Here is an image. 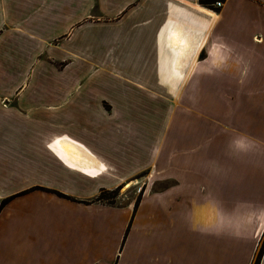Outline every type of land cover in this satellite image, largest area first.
Instances as JSON below:
<instances>
[{
  "label": "crops",
  "instance_id": "obj_1",
  "mask_svg": "<svg viewBox=\"0 0 264 264\" xmlns=\"http://www.w3.org/2000/svg\"><path fill=\"white\" fill-rule=\"evenodd\" d=\"M189 83L214 108L154 88ZM260 87L264 0H0V264H251L264 147L223 127Z\"/></svg>",
  "mask_w": 264,
  "mask_h": 264
},
{
  "label": "rangeland",
  "instance_id": "obj_2",
  "mask_svg": "<svg viewBox=\"0 0 264 264\" xmlns=\"http://www.w3.org/2000/svg\"><path fill=\"white\" fill-rule=\"evenodd\" d=\"M224 3H225V1H224ZM200 6H202V5H200ZM202 7H204V6H202ZM204 8H206L212 12H216L219 10V9H213L212 6L211 7H204ZM206 58H207V53L201 52V54L199 56V60L205 61ZM217 72H220V71H217ZM125 73L129 76H134L132 71L126 70ZM173 75H174V73H173ZM136 77L138 80H141L143 82H146V84H148V82L143 77V75H137ZM151 87H153V86H151ZM154 88L159 89L161 94H164L168 98H172L173 100L179 101L182 99L183 103H185L186 105H191V104L194 105L195 104V106H197L198 113L201 112V109L203 107L208 108V106L212 105V102L211 103L205 102L204 101L205 99H203V98H200L198 103L196 102L197 100L195 98L192 99L191 94L193 92V88L196 91H198L200 89V93H205V94L207 93L208 94L207 86L206 85L203 86L202 83L199 84V88H198V86L193 87L192 85H190V83L185 85V86H169V87L163 86V87H154ZM260 88L264 92V87H260ZM249 90L259 92V87L258 86H249ZM202 95H204V94H201V96ZM261 97L263 98V95H261ZM262 98L260 99V97L257 96L255 101L259 102V100H262ZM229 102L230 101H227L225 103H223V102L217 103V105H215V108H218L220 104L224 105V104H228ZM260 102H264V100H262ZM262 107H263V111H261V113H262L261 115H263L262 117H259V116L258 117H256V116H253V117H251V116L230 117V124L225 125V127H223V128H224V130L230 129L233 141H237L240 137L244 136V138H242L241 140L247 141L248 143L255 142L254 145L256 146V148H257L258 144L260 146L262 145L264 147V103H263ZM209 108H214V105L209 107ZM217 128H218V126H217ZM216 132H218V131H216ZM254 145H252V147L255 149ZM262 151H263L262 157L264 158V149ZM249 167L251 168L252 165H250ZM148 174H149V172L142 173L141 175H139L138 177H136L132 181L123 184L118 189H114L112 191H102L101 192L102 201L97 202V203L104 205V206L113 207V208H124V207L132 204L135 206V209H136V207L138 206V204L140 203V201L143 197L145 186L147 185V183H149L147 181V177L149 176ZM258 250H259V247L257 249V252H258ZM257 252L255 253L254 259L256 258ZM254 259H253V261H254ZM253 261L251 264H253Z\"/></svg>",
  "mask_w": 264,
  "mask_h": 264
},
{
  "label": "trees",
  "instance_id": "obj_3",
  "mask_svg": "<svg viewBox=\"0 0 264 264\" xmlns=\"http://www.w3.org/2000/svg\"><path fill=\"white\" fill-rule=\"evenodd\" d=\"M199 4L204 6V7H211L212 5V0H198ZM118 189V188H117ZM59 196L63 197V198H66L62 195L59 194ZM8 201V199L2 201L0 203V209L6 204V202ZM95 201L96 202H101L102 199H101V192L99 193V195L95 198ZM263 250H264V238L263 240L261 241L260 245H259V250L257 252V255H256V258L254 259L253 261V264H259V261H260V258L262 256V253H263Z\"/></svg>",
  "mask_w": 264,
  "mask_h": 264
},
{
  "label": "built area",
  "instance_id": "obj_4",
  "mask_svg": "<svg viewBox=\"0 0 264 264\" xmlns=\"http://www.w3.org/2000/svg\"><path fill=\"white\" fill-rule=\"evenodd\" d=\"M225 0H212V8L213 9H221L224 5Z\"/></svg>",
  "mask_w": 264,
  "mask_h": 264
}]
</instances>
